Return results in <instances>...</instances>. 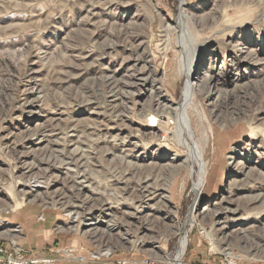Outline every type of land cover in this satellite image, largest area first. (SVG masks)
I'll use <instances>...</instances> for the list:
<instances>
[{"label": "rangeland", "instance_id": "rangeland-1", "mask_svg": "<svg viewBox=\"0 0 264 264\" xmlns=\"http://www.w3.org/2000/svg\"><path fill=\"white\" fill-rule=\"evenodd\" d=\"M181 3L182 0H0V248L3 249L0 264H9L8 259L20 255L27 264H164L166 255L173 256L177 251L185 231L188 246L180 264H220L223 260L264 264V207L244 203L245 197L264 193V180L257 181L255 177L250 183L242 182L243 175L236 174L233 167L236 161H247L246 168L257 167L264 173V0H186L184 9L201 56L199 71H211L210 59L215 72H224V79L217 84L219 91L228 93L225 97L219 94V98L208 92L197 96L196 108L203 110L207 120L204 126L196 111L189 108L208 165V177L198 198L193 190L198 175L191 173L190 166L173 174L169 164L154 170L133 171L134 180L139 175H152L141 186L154 187L164 179L159 182L162 190L154 195L160 192L167 195L165 206L144 205L138 211L140 215L154 214L149 217L153 219L151 224L146 226L143 216L133 222L123 216L125 212H134L142 194L137 192L134 199L127 200L118 192L111 193L107 189L110 183L100 178V192L93 194L89 190V194L101 197L102 206L107 202L108 206L114 204L116 210L111 209L114 221L101 226L112 238L95 243L84 235L82 222L78 224V219L66 211L79 198L70 200V189L75 192L72 178L62 173L71 167L80 180V171L76 170L81 164L49 162L46 152L34 149L31 140L43 132L62 136L66 131L69 133L67 125L79 122L82 127L74 133L75 138L86 140L89 145L85 149L91 156L100 151L103 158H109L112 153L119 155L121 149H134L136 145L135 154L149 156L152 151L160 153L162 149L166 155L162 161L141 156L140 164L164 165L172 162L169 157H177L178 152V158L185 155L176 139L169 140L166 136L175 132V119L165 118L163 123L150 127L152 122L141 115L142 103L154 106L156 96L151 101V82L146 87V96L131 90L135 95L128 100L129 118L124 125L117 121L114 125L115 116L106 110L110 89L97 79L103 72L108 74V69L110 73L120 69L118 77L126 79L123 75L132 73L130 68L136 59V52L129 58L131 45L135 49L142 42L138 55L144 51L149 68L159 79L154 84L161 88L172 108L180 105L186 79L176 75L181 53L177 46L180 32L174 26ZM120 29L128 35L118 43L116 52L104 51L103 44L122 39ZM241 49L253 51L252 58L242 55L249 61L241 62ZM216 78L214 74L210 85ZM86 96L89 101L80 102ZM97 106L102 108L93 110ZM94 111L102 116H94ZM203 128H207L210 136L207 143L203 140ZM108 131L113 134L110 141L104 138L105 133L110 135ZM115 134H120L121 139L115 141ZM163 144L166 145L161 147ZM237 156H240L237 160L232 158ZM118 163L121 164H115ZM101 166L104 169L105 164ZM36 179L43 183L39 191L47 192L46 200L33 201ZM86 184L82 189L87 190ZM60 189V197V193L54 195ZM101 189L105 190L103 194ZM194 205L195 214L190 222ZM223 208L238 209L235 217H244L237 223L229 218L226 234L218 232L220 226L216 224L215 212ZM85 212L80 211L79 217ZM70 226L76 232L69 230ZM115 227L126 233L129 240L124 242L119 230H110ZM115 238L125 245L115 244Z\"/></svg>", "mask_w": 264, "mask_h": 264}, {"label": "bare ground", "instance_id": "bare-ground-1", "mask_svg": "<svg viewBox=\"0 0 264 264\" xmlns=\"http://www.w3.org/2000/svg\"><path fill=\"white\" fill-rule=\"evenodd\" d=\"M185 4H186V0H182V3L180 5L181 6L180 12H179L178 18H177V20L175 22V26H174L180 32V34L177 38V44H178L177 46H178V48H180V53H181V55L178 59L179 64L177 67L176 75L179 77V79L181 77L186 79L184 90H183V102L180 105H178L176 108L175 107L172 108L168 98H166L164 95H162V92L160 90L161 88L158 87L157 84H154L157 81L159 82V79L155 78V75L153 74L154 71L152 70L153 71L152 72L151 68H149L150 66H148L149 65L148 63H150V62L146 59V56H144L145 55L144 51L142 50V55H140V54H139L140 56L138 55V53L140 52V48L142 46V44H141L142 42H140L139 45L137 43L135 46V49H133L132 45L130 44L131 48H130L129 58L132 57V55H134V53L136 52V59H135V63L133 64V66L130 68V71L132 73L129 75H127V74L123 75V77L126 76V79H121V76L118 77V73H119L120 69L119 70L113 69V71H111V73H110V71H109L110 69H108L109 67L104 68V70L108 69L107 70L108 74L104 75L103 74L104 72H103L102 76L97 78L98 81H100L104 86H107L110 89L109 93L107 92V98H106L107 108H106V110H108L107 112L110 111L111 115L113 114V116H115L116 119L113 120L114 125L116 124L115 123L116 121L119 122V124L124 125L125 120L129 118V116L126 114L128 112V109H130V107L128 106V103H129L128 100L130 98L134 97V95H135V93L131 90L136 89L137 91H139L141 96L142 95L146 96L145 95L146 94V87L151 82V86H152L150 89L151 101H153L154 97L156 96V98L154 99V106L150 105L149 107H146V105H144L143 103L142 104L140 103L141 108H142V110H141L142 114L141 115L145 116L144 118H146V117L149 118V120L152 122L150 127H153V126L160 124V122H162V120H164L165 118L175 119V124H177L175 132H172L171 134L166 135V136L170 137L169 140H171L172 138H175L178 146H180L182 149L185 150V155L183 154V156H182V157H184V159L181 160V162H173V161H177V160L182 158V157L178 158V156H179L178 154L180 153V152H178L177 157H173V156L169 157V160L172 162H168L166 164L164 163V165L163 164L160 165V164H157L158 162H152V161H151L152 163H149V164H140V163H138V158L142 156V153L135 154L136 150L138 149V145H136V147L134 149H129L127 147L128 149H126L125 151H122V149H121V151L119 153L115 152L119 155H114V153H112L113 155H111L109 158H106V157L103 158L104 155L101 154L100 151H99L100 154L97 151L96 154H93V156H91L92 154H87V152H88L87 148L85 149L86 144H88V143H86V140L83 141L84 139H80V137L75 138L76 135L74 133L77 134V131H79L78 129L82 127L81 123H79V122H77L76 124L72 123L71 124L72 126L67 125L66 128H67L69 133H67V131H66V133H64V134L62 133L63 134L62 136H59L56 132L51 133V134L43 132L41 134H38V136H35V138L31 139L33 141L34 145L36 146L34 149L42 150V151L46 152L45 155H48L47 160H49V162L54 161V163H58V162L61 163L63 161L66 163L69 162L70 164H71V162H79V164H81V165H79L80 169L77 168V170H76L78 172L80 171V180H77L76 178L78 176L75 177V175L73 174V171H75V169H72L70 167L71 165H69L70 168H68L66 166L67 164H65V166L67 167V169H66L67 171H66V173L63 172L62 174H65V175L70 176L72 178V183H73L72 187H73V191H75V192H72V190L70 189L71 192H69V193L67 192L69 194L68 197L70 198V200L72 197H77V198L81 199V200H79V199L75 198V199H77L76 202L72 201V202H74V203H72L73 205L71 204L70 206L67 207V210L66 209L65 210L68 212L69 216H73L74 219H76V218L78 219V220H76V222H78V224L79 223L81 224V222H82L81 225L83 227L84 235L91 238L95 243H100V239H102V238L108 239V240L110 238H112L111 235H109L110 238H108L107 234L104 232L105 230L103 229L104 231H102L101 226L104 223L108 224V223L114 221V212H113V210L111 211V209L116 210V208L113 206L114 204L111 206H108V205H110V203L108 204V202H107L102 206V204L104 202L101 201V197L99 199L97 197H93V194L95 191L100 192V188H101L100 184L101 183L98 181V179L101 178V181H105V180L108 181V183H110V184H109V186L107 185V187H108L107 189H109V191L111 193L112 192H114V193L118 192L119 194L124 195L127 200L134 199V194L137 192L138 193L140 192L142 194L141 200L139 201L140 204L138 205L139 202L137 203V205L135 206L136 208H135L134 212H132V213H126L125 212V214L123 216L126 220H128V221L130 220L132 222H133V220H140L141 217H139V216H143L144 221H145L144 224L146 226H149V224H151L150 221L153 219H149V217L152 218L154 214L152 215V212H148L146 215H140V213L138 211L140 210V207L144 206V205H146V206H148V205L165 206L166 201H167V195L162 194V192L158 193V195H154L155 192H159L157 190H162V187H161L162 183L160 186L159 182H162V180H164V179H162V180L160 179L161 181L156 182L158 185H154V187H150L147 184H146V186H144V184L141 186L140 183L148 182V180H151L152 175L148 174V173H147L148 175H146L145 177H142L139 175V179L137 180V177H138L137 176L136 180H134L135 176L133 174L134 173L133 171H135V173L136 172L138 173V171H142V169H147V168L154 170V169H156V167H164L165 165L169 164L168 167H172L169 171H171V173L173 174L174 172L179 173L180 171H182V168H184V167L187 168L190 166L191 173L192 174L196 173L198 175L197 180L194 182V186H193V190L195 191L197 198L200 195V193H201V191L205 185V180L208 177L207 176L208 175V165H207V161H206L205 156H204L203 146H201L202 144H200V142L196 138L195 130H194L193 124H192V118L190 116L191 114L189 113V108H193V110L196 111V113L199 117V121L204 126V124L206 123L207 120L204 117L203 110H201L200 108H196L195 100L197 99V96L208 92V94H211L215 98H219V94L221 96L224 95V97H225L228 93H226V92L221 93V91H219V88H218L219 85H217V84L222 82V79H224V72H222V70H218L217 72H215L216 70L213 69V64H212V61H210V59H209V65L210 66L212 65V66L209 68L211 71L207 72V73H206V71L205 72L199 71L200 68L202 67L201 62H198L199 57L201 58V56L197 50L195 38L193 37V34L191 32V27H190L191 25H189V17H188V15L184 9ZM120 30L122 33V36H121L122 39L118 40L115 37L116 38L115 41L111 40L109 44H106V43L103 44L104 51H108L109 53L116 52V49H117L116 47L118 46V43L120 41L122 42L123 38H125V36L128 35L127 33H125L126 30H122V29H120ZM129 34H132V33H129ZM133 36L136 37V35H133ZM129 37L132 38L131 36H129ZM131 41H132V39H131ZM133 42H134V40H133ZM242 48H246V47H242ZM240 52H241V56L243 54H246V55L248 54L252 58V52L253 51H251L249 49L248 50H246V49L242 50L241 49ZM243 56H242L241 62L249 61L248 57H243ZM257 61H259V60H257ZM141 63H143V65L139 67V64H141ZM178 68H179L180 74L178 73ZM214 74L217 75V78L214 81V84L210 85V79H212ZM127 78L128 79L131 78V80H127ZM94 81H95V79H94ZM127 89H130V90H127ZM68 94H70V93H68ZM91 94H92V92H91ZM104 94H105V92H104ZM82 95H84V94H82ZM100 98H101V96H100ZM87 101H89V100H88V97L86 96L80 102L86 104ZM100 108H102V107H100ZM100 108H99V106H97L96 109H93V110H98ZM80 110H81V108H80ZM94 112H96V111H94ZM96 115H98L99 118H100V116H102V114L99 113V111L96 112V114L94 113V116H96ZM170 115H174V117H170ZM92 121H93V119H92ZM94 121H96V120H94ZM96 122H97V125H99L98 120ZM108 126H109V124H108ZM108 126L106 129H108ZM102 130H104V129H98L99 132ZM202 130H204V132L202 131L204 139L203 138L202 139L204 140L205 143H207L210 140V136L207 135L208 130H207V128H205V129L203 128ZM108 133H110V135H107L105 133L104 138H106L107 141H110L109 139L113 134L111 133V131H108ZM35 135H37V133ZM119 135L120 134H115L113 136L115 141H118V139H121ZM87 139H88V137H87ZM98 140H99V138H98ZM104 141H105V139H104ZM107 141H105V144L106 143L108 144ZM123 143H125V142H123ZM88 145H87V147H88ZM91 145H93V144H91ZM165 145L166 144H163L161 147H164ZM52 146H54V148H51ZM58 146H60L61 148H59ZM70 146H72V148H69ZM96 147H98V146H96ZM89 148L91 149V147H89ZM125 148H123V149H125ZM34 149L31 151L32 152L31 155H33ZM36 150H35V152H36ZM161 151L164 152V154H165V151H163L162 149H161ZM161 151H160V153L158 151L157 152L152 151L149 156H142V158L146 159V157H148V158H151V160L155 158V159H157V161L158 160L162 161V160H164L166 155L162 154ZM109 152L110 151H108V153ZM239 155L241 156V153H239ZM130 157H132L133 159ZM239 157L237 156V157H232V158H235V160H237ZM134 159H135V162H132V160H134ZM117 162H121V164L120 163L115 164ZM257 162L258 161H256V163ZM246 163H247V161L246 162L236 161V163L233 166L234 172L236 174L243 175V178L240 179V180H242V182L248 183L252 178H255V177H257L255 179L257 181H261L262 179L264 180V173L261 172L260 169H258L257 167H252V166L251 167L248 166V168H246L247 167V165H245ZM101 164H105V166L103 167L104 169H102ZM99 165L101 166V168ZM60 172L61 171H59L58 173H60ZM54 175H56V174H54ZM55 177H57V175ZM157 178H159V177H157ZM235 181H237V180H235ZM33 182H34V186H35V187L33 186V188H36L35 190L32 188V190L36 192V193L34 192L32 194V196L34 197L33 201L37 200L38 198H41L42 200L47 198V196H46L47 192H45L43 190H42L43 192L39 191L41 186L43 185V183L37 179ZM61 183H63L62 180H61ZM84 183H87L85 186V187H87V190L82 189V188H84V185H83ZM103 186L105 187V185H103ZM60 188L62 189V187H60ZM69 188H70V186H69ZM150 188L151 189L153 188L154 191L151 192ZM61 189H60V191H61ZM89 190H92L93 194H89ZM105 190H106V188H105ZM60 191L59 190L55 191L54 195L60 193L58 195L60 197V195L62 194V191L61 192ZM102 191H103V189H101V193H102ZM83 192H86L88 195H86V193H85V195H84L85 197H84L82 195ZM106 192H107V190L105 191V194H106ZM63 193H64V191H63ZM119 194H117V195H119ZM114 195H116V194H114ZM65 196H67V195H65ZM105 197H107V196H105ZM112 197H113V194H112ZM154 198H156V199H154ZM245 199H246L245 200L246 202H244V203H247L248 205H252L253 207H256L257 205L260 204L262 207H264V193H262V192L257 193L256 195L247 196V197H245ZM58 200H61V199L58 198ZM33 201H31V202H33ZM98 206H99V208H96ZM144 208H146V207H144ZM195 208H196V206L194 205V207L192 208V211H191V215L188 218V221H190V222H192V220H193V216L195 214L193 211ZM227 208H223L220 211L215 212V215L217 216L216 224L220 226L218 229V232H220L221 234L225 233L224 230H226L225 229L226 225L229 223V218L233 222H236V223L238 221L244 220L243 219L244 217H242V216L235 217V215L239 212L238 209H227ZM94 209H97V210H95L96 211L95 213H94ZM206 209H207V207L205 206L204 210H206ZM82 210H86V212L82 213L83 216L79 217L81 214L80 211H82ZM84 214H85V216H84ZM115 216H116V214H115ZM116 218H117V216H116ZM70 219L73 220L72 218H70ZM78 229L79 228L77 227V230ZM152 229H153V227H152ZM69 230H74L76 232V229H71V226H70ZM110 230H113L112 232H115L117 230L120 231V228L116 229V227H115V228H111ZM146 233H147V231H146ZM5 234L8 235V233H6V232H5ZM115 234H117V233H115ZM118 234H122L121 236L125 240L124 242L129 240L128 238H125V236L128 237V235L126 233H123L122 230ZM228 235L232 236L231 234H228ZM117 236H119V235H117ZM130 239H132V238H130ZM188 239H189L188 232H186V231L183 232V234L180 238V241L178 243L177 251L175 252V254L173 256H170L169 254H167L165 257L166 260L164 261L165 262L164 264H180L183 261V258H184V255H185V252H186V249L188 246ZM132 241H134V240H132ZM139 241H141V240H139ZM114 242H115V244L120 245V246L125 245V243H123L122 241L120 242L116 238L114 239ZM152 247H154V246H152Z\"/></svg>", "mask_w": 264, "mask_h": 264}, {"label": "built area", "instance_id": "built-area-1", "mask_svg": "<svg viewBox=\"0 0 264 264\" xmlns=\"http://www.w3.org/2000/svg\"><path fill=\"white\" fill-rule=\"evenodd\" d=\"M0 252H3L2 248H0ZM0 261H1V259H0ZM8 263L9 264H27V261L23 259L22 255H20V257L11 258L10 260L8 259ZM220 264H242V263L239 261H235V260H230V261L223 260Z\"/></svg>", "mask_w": 264, "mask_h": 264}, {"label": "crops", "instance_id": "crops-1", "mask_svg": "<svg viewBox=\"0 0 264 264\" xmlns=\"http://www.w3.org/2000/svg\"><path fill=\"white\" fill-rule=\"evenodd\" d=\"M21 210H23V208Z\"/></svg>", "mask_w": 264, "mask_h": 264}]
</instances>
